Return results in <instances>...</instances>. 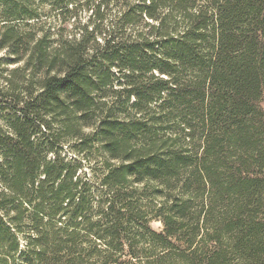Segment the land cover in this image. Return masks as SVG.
I'll list each match as a JSON object with an SVG mask.
<instances>
[{"label": "trees", "instance_id": "1", "mask_svg": "<svg viewBox=\"0 0 264 264\" xmlns=\"http://www.w3.org/2000/svg\"><path fill=\"white\" fill-rule=\"evenodd\" d=\"M36 1L0 0V264H264V0H122L99 30L100 0L57 40ZM68 139L99 141L101 196Z\"/></svg>", "mask_w": 264, "mask_h": 264}, {"label": "rangeland", "instance_id": "2", "mask_svg": "<svg viewBox=\"0 0 264 264\" xmlns=\"http://www.w3.org/2000/svg\"><path fill=\"white\" fill-rule=\"evenodd\" d=\"M98 1L100 0H81L78 2L70 0V4H68L69 9L66 10V8L59 9L57 6H55L54 0H38L36 1V4L38 5V8L41 13V29L44 32H50L53 40H57L58 36L60 35L67 37L75 32L79 34L80 29H83L82 27L85 24H89V28H92L93 25L90 24V22L93 19L92 14L94 6L97 5ZM80 2L82 3L79 4ZM121 4H124L122 0H110L109 6H107L106 8L105 6L102 7V12L104 11L105 19L104 22L101 24L99 30H104V27H106L107 29L112 26V22H115L116 18L120 15L121 11L123 10V8H121ZM96 36L101 43L104 42L102 34H96ZM5 54L6 50L0 49V57L4 56ZM13 66V64L7 65L4 60L2 61V63H0V84H2L4 80L3 78L8 72L7 70L12 68ZM159 126L160 129L166 128L165 125ZM164 131L165 130H162V132ZM74 144V140L71 139H68V142H64L65 149L69 151L67 158L79 163L80 169L78 174H81L84 180L86 178L90 179L91 182H93V187L96 195L101 196L103 192L101 186L99 185V179L104 173V154L102 152L99 141L95 140L92 144L86 146L83 152H76V150L73 149ZM50 157L53 156L50 155ZM151 225L155 229H159L162 224L158 221L152 220Z\"/></svg>", "mask_w": 264, "mask_h": 264}]
</instances>
